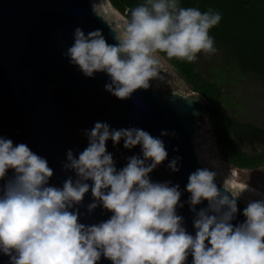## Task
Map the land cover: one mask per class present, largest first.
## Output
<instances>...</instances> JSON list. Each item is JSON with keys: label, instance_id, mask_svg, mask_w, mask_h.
<instances>
[{"label": "clouds", "instance_id": "9594fccd", "mask_svg": "<svg viewBox=\"0 0 264 264\" xmlns=\"http://www.w3.org/2000/svg\"><path fill=\"white\" fill-rule=\"evenodd\" d=\"M221 18L211 9L181 7L179 0H146L131 10L118 44L107 43L100 30L86 35L76 28L66 55L87 77L106 73L111 81L106 91L128 99L159 78L158 53L189 63L200 53L214 55L209 32ZM84 134L88 146L78 157L68 150L63 165L76 179L69 177L62 188L49 186L53 170L46 159L26 144L14 146L0 137V180L14 172L0 189V252L10 264H97L101 256L112 264H186L189 255L192 264H264V200L250 201L245 221L234 225L236 197L218 189L216 172L197 169L186 185L191 210L205 200L208 207L196 213L193 236L176 213L179 185L152 182L149 176L168 156L161 139L138 128L111 129L104 122ZM109 140L114 146L123 140L125 149L140 145L142 158L131 156L118 170L107 151ZM179 159L169 164L174 172ZM90 189L96 202L88 210L99 202L113 214L86 226L69 209Z\"/></svg>", "mask_w": 264, "mask_h": 264}, {"label": "water", "instance_id": "95a60500", "mask_svg": "<svg viewBox=\"0 0 264 264\" xmlns=\"http://www.w3.org/2000/svg\"><path fill=\"white\" fill-rule=\"evenodd\" d=\"M76 28L86 35L100 30L111 45L120 40L92 0H0V137L12 140L14 146L26 144L46 159L53 170L49 186L62 188L69 177L76 179L72 170L63 167L68 150L78 157L88 146L85 131H90L96 122L116 130L138 128L148 132L163 141L168 153L166 160L149 174L150 179L179 185L181 198L176 213L183 218L182 227L195 236L196 213L207 208L208 202L203 201L192 211L186 185L190 174L205 168L196 154L193 136L203 115L211 109L196 93H163L151 82L147 90L138 89L128 99L112 95L105 89L111 82L106 73L87 77L66 55L74 43ZM162 131L168 135L162 136ZM123 143H106L118 170L126 166L129 157L142 158L140 145L125 149ZM177 157L179 171L174 172L169 164ZM13 176L10 169L0 180V189ZM215 183L221 192L235 196L216 178ZM236 199L234 225L245 221L243 210L247 207ZM93 202L90 189L82 202L69 211L78 212L79 222L86 226L110 219L113 213L99 202L89 211L88 205ZM192 259L189 255L186 264H192ZM0 264H10L2 252ZM97 264L112 261L101 256Z\"/></svg>", "mask_w": 264, "mask_h": 264}, {"label": "trees", "instance_id": "16d2710c", "mask_svg": "<svg viewBox=\"0 0 264 264\" xmlns=\"http://www.w3.org/2000/svg\"><path fill=\"white\" fill-rule=\"evenodd\" d=\"M110 6L130 19L131 10L146 0H107ZM181 7H195L201 12L209 9L221 14L219 24L210 29L217 52L213 66L221 67V73L212 71L210 78L197 70L196 63L168 58L182 77L191 85L211 109V119L217 143L223 157L238 168L254 169L264 164V129L236 117L239 113L231 103V96L221 91V85L241 76L264 84V0H179ZM225 80V81H224ZM224 107L230 111H222ZM243 144L246 147H243Z\"/></svg>", "mask_w": 264, "mask_h": 264}, {"label": "rangeland", "instance_id": "374dc122", "mask_svg": "<svg viewBox=\"0 0 264 264\" xmlns=\"http://www.w3.org/2000/svg\"><path fill=\"white\" fill-rule=\"evenodd\" d=\"M92 3L122 39L123 27L127 19L114 10L107 0H93ZM157 58L159 60V78L150 81L153 87L161 89L163 93L169 91H177L185 95L194 93L191 85L173 65L160 54H157ZM195 63L197 70L203 73L206 78H210L212 71L222 72L220 66H213L214 58L205 56L203 53L198 54V60ZM221 74L225 79L226 74L224 72ZM221 91L231 96V103L239 111L236 114L238 119L255 125H264V84L249 78L234 76L231 78V82L221 85ZM221 109L230 113L224 107ZM193 142L201 164L216 172V179L238 199L245 204L250 201L264 200V164L254 169L238 168L231 165L220 152L211 119L207 113L203 115L200 126L194 133ZM243 147L246 146L243 144ZM241 186L248 187L242 189Z\"/></svg>", "mask_w": 264, "mask_h": 264}, {"label": "flooded vegetation", "instance_id": "af4514ba", "mask_svg": "<svg viewBox=\"0 0 264 264\" xmlns=\"http://www.w3.org/2000/svg\"><path fill=\"white\" fill-rule=\"evenodd\" d=\"M245 122V121H244ZM249 123V122H248ZM250 124H252V123H250ZM252 125H254V126H256V127H258V128H263L264 129V125H255V124H252ZM258 148L260 147H263L264 146V144H257L256 145Z\"/></svg>", "mask_w": 264, "mask_h": 264}, {"label": "bare ground", "instance_id": "6f19581e", "mask_svg": "<svg viewBox=\"0 0 264 264\" xmlns=\"http://www.w3.org/2000/svg\"><path fill=\"white\" fill-rule=\"evenodd\" d=\"M93 1V0H92Z\"/></svg>", "mask_w": 264, "mask_h": 264}, {"label": "snow or ice", "instance_id": "6c2138e0", "mask_svg": "<svg viewBox=\"0 0 264 264\" xmlns=\"http://www.w3.org/2000/svg\"><path fill=\"white\" fill-rule=\"evenodd\" d=\"M242 187V186H241Z\"/></svg>", "mask_w": 264, "mask_h": 264}]
</instances>
